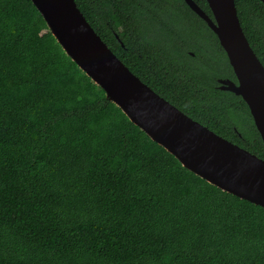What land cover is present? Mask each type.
Segmentation results:
<instances>
[{"label":"trees","instance_id":"trees-1","mask_svg":"<svg viewBox=\"0 0 264 264\" xmlns=\"http://www.w3.org/2000/svg\"><path fill=\"white\" fill-rule=\"evenodd\" d=\"M235 1L264 64V3ZM76 2L158 94L264 158L248 104L219 88L236 80L227 53L185 0ZM0 264H264V207L133 123L32 0H0Z\"/></svg>","mask_w":264,"mask_h":264},{"label":"water","instance_id":"water-1","mask_svg":"<svg viewBox=\"0 0 264 264\" xmlns=\"http://www.w3.org/2000/svg\"><path fill=\"white\" fill-rule=\"evenodd\" d=\"M185 1L217 34L235 72L237 81L219 78L220 88L242 96L264 142V64L243 29L236 1L207 0L213 17L195 0ZM32 2L67 55L133 123L191 171L264 207V158L219 135L158 94L109 47L76 0Z\"/></svg>","mask_w":264,"mask_h":264},{"label":"flooded vegetation","instance_id":"flooded-vegetation-1","mask_svg":"<svg viewBox=\"0 0 264 264\" xmlns=\"http://www.w3.org/2000/svg\"><path fill=\"white\" fill-rule=\"evenodd\" d=\"M213 17V16H212ZM220 78H229V77H220ZM229 79H232V78H229ZM219 80V78L217 79V81ZM232 80H234V81H237V78H236V80L235 79H232ZM218 83H219V81H218ZM219 88H220V83H219ZM221 89V88H220ZM223 90V89H222Z\"/></svg>","mask_w":264,"mask_h":264}]
</instances>
